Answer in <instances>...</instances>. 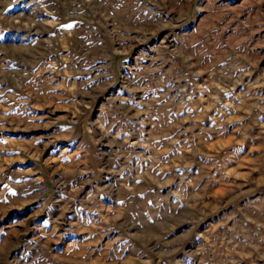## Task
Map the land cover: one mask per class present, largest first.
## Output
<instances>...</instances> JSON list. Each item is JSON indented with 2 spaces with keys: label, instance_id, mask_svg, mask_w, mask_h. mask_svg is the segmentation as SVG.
<instances>
[{
  "label": "rangeland",
  "instance_id": "rangeland-1",
  "mask_svg": "<svg viewBox=\"0 0 264 264\" xmlns=\"http://www.w3.org/2000/svg\"><path fill=\"white\" fill-rule=\"evenodd\" d=\"M0 264H264V0H0Z\"/></svg>",
  "mask_w": 264,
  "mask_h": 264
}]
</instances>
